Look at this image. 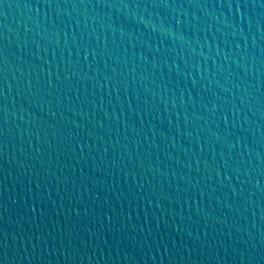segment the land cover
<instances>
[{
	"label": "water",
	"instance_id": "obj_1",
	"mask_svg": "<svg viewBox=\"0 0 264 264\" xmlns=\"http://www.w3.org/2000/svg\"><path fill=\"white\" fill-rule=\"evenodd\" d=\"M0 264H264V0H0Z\"/></svg>",
	"mask_w": 264,
	"mask_h": 264
},
{
	"label": "snow or ice",
	"instance_id": "obj_2",
	"mask_svg": "<svg viewBox=\"0 0 264 264\" xmlns=\"http://www.w3.org/2000/svg\"><path fill=\"white\" fill-rule=\"evenodd\" d=\"M177 23H179V21H177Z\"/></svg>",
	"mask_w": 264,
	"mask_h": 264
}]
</instances>
